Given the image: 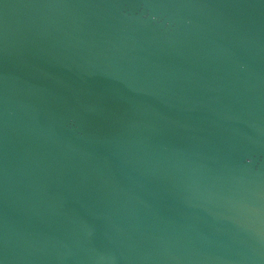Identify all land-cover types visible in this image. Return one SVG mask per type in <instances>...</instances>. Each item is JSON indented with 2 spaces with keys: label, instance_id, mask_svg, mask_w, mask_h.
Here are the masks:
<instances>
[{
  "label": "water",
  "instance_id": "water-1",
  "mask_svg": "<svg viewBox=\"0 0 264 264\" xmlns=\"http://www.w3.org/2000/svg\"><path fill=\"white\" fill-rule=\"evenodd\" d=\"M0 264H264V0H0Z\"/></svg>",
  "mask_w": 264,
  "mask_h": 264
}]
</instances>
